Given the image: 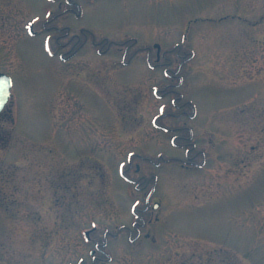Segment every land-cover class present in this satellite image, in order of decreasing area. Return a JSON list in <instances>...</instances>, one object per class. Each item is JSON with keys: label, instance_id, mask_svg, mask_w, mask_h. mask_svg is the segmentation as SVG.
Wrapping results in <instances>:
<instances>
[{"label": "rangeland", "instance_id": "1", "mask_svg": "<svg viewBox=\"0 0 264 264\" xmlns=\"http://www.w3.org/2000/svg\"><path fill=\"white\" fill-rule=\"evenodd\" d=\"M0 73V264H264V0H0Z\"/></svg>", "mask_w": 264, "mask_h": 264}, {"label": "flooded vegetation", "instance_id": "2", "mask_svg": "<svg viewBox=\"0 0 264 264\" xmlns=\"http://www.w3.org/2000/svg\"><path fill=\"white\" fill-rule=\"evenodd\" d=\"M196 21H197V19H196ZM154 46V51H155V55L157 56V59L158 58H160V56H162V57H164L165 59H167V55H166V53H170L171 51H173L175 48H177L175 45H174V47L173 48H170V49H168V50H166V49H164L163 51H161V49L159 48V46H155V45H153ZM177 49H179V48H177ZM151 53H152V50L150 49V48H148V49H146V53H145V56H147V57H151ZM189 55H190V53H188ZM247 56H249V55H247ZM183 60H181L180 62H182ZM150 68H153L154 66H152V65H150L149 66ZM165 70V72H166V78L167 79H169V81H171V78H169V75H168V70H167V68H165L164 69ZM169 85H171V82L168 84V86ZM177 100V98H174V101H176ZM174 103V102H173ZM172 102L170 103V104H173ZM185 104H187V106L189 105V107L190 108H194V106H193V104H192V101L191 100H189V99H187L186 101H185V103H183V104H181V105H179V107H183ZM183 113H186V110H183ZM194 112H192L191 114H189V118H192V117H194ZM195 148V143L194 142H191V143H189V146H188V149L189 150H193ZM197 153L198 154H200L201 155V158H202V162H200V164H199V166L200 165H202L204 162H205V160H206V153L202 150V149H198L197 150ZM184 163H193L192 161H190V157H188V160L186 161V162H184ZM143 177V176H142ZM152 178V177H151ZM131 182H136V181H132L131 179H129ZM135 187L137 188V189H139L140 188V186H139V183L138 184H136L135 185ZM143 225V223H139V222H134V225H133V229L135 230V232L136 233H139V228L141 227ZM128 229V228H127ZM129 231L131 232V229H129ZM95 258V260H97L98 261V263H100V262H102L104 259L103 258H100V257H97V256H95L94 257Z\"/></svg>", "mask_w": 264, "mask_h": 264}, {"label": "water", "instance_id": "3", "mask_svg": "<svg viewBox=\"0 0 264 264\" xmlns=\"http://www.w3.org/2000/svg\"><path fill=\"white\" fill-rule=\"evenodd\" d=\"M12 82L9 76L6 74L0 73V112L3 110L4 106L8 102V99L10 98V88H11ZM157 206V204L154 206V208ZM107 264V263H102Z\"/></svg>", "mask_w": 264, "mask_h": 264}]
</instances>
